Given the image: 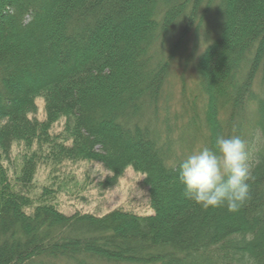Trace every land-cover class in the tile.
Wrapping results in <instances>:
<instances>
[{"label": "trees", "instance_id": "1", "mask_svg": "<svg viewBox=\"0 0 264 264\" xmlns=\"http://www.w3.org/2000/svg\"><path fill=\"white\" fill-rule=\"evenodd\" d=\"M217 135L247 144L250 199L236 212L200 207L178 179ZM79 161L108 172L100 191L127 167L142 174L151 213H62L55 176H35ZM253 262L264 264V0H0V264Z\"/></svg>", "mask_w": 264, "mask_h": 264}, {"label": "rangeland", "instance_id": "2", "mask_svg": "<svg viewBox=\"0 0 264 264\" xmlns=\"http://www.w3.org/2000/svg\"><path fill=\"white\" fill-rule=\"evenodd\" d=\"M179 72L180 69L176 71V75ZM192 75L193 71L189 67L185 72L186 86L189 87L187 89L188 93H190L191 87L194 86ZM168 83L172 85L174 94L171 96V99L174 100H172L170 106L172 109H176V100L179 97L180 89L178 76L176 78L171 77ZM36 103L37 111L34 115L41 119L43 117L42 99L37 98ZM61 127V123H58L54 130L57 132ZM20 148V146H14L12 158L17 156ZM107 174L108 172L98 162H65L58 168V171L53 173L48 172L46 167H40L35 176V183L39 186L50 183L49 179L55 176V179H52L57 187L54 202L58 209L65 214L79 211L102 215L116 208L137 214L151 213L147 190L142 184V174L134 172L131 167H127L114 187L100 191L98 182Z\"/></svg>", "mask_w": 264, "mask_h": 264}, {"label": "clouds", "instance_id": "3", "mask_svg": "<svg viewBox=\"0 0 264 264\" xmlns=\"http://www.w3.org/2000/svg\"><path fill=\"white\" fill-rule=\"evenodd\" d=\"M248 160L244 139L217 135L213 147L194 150L179 162L178 179L184 197L204 209L238 211L250 199Z\"/></svg>", "mask_w": 264, "mask_h": 264}]
</instances>
